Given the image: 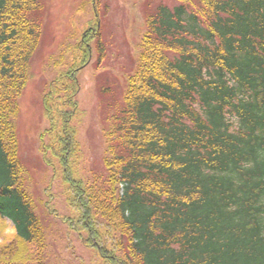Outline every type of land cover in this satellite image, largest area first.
I'll use <instances>...</instances> for the list:
<instances>
[{
	"label": "trees",
	"instance_id": "1",
	"mask_svg": "<svg viewBox=\"0 0 264 264\" xmlns=\"http://www.w3.org/2000/svg\"><path fill=\"white\" fill-rule=\"evenodd\" d=\"M89 1L94 18L70 44L72 67L43 99L44 135L58 137L42 145L43 161L53 165V149L61 163L70 229L100 264H264V0H147L124 81L99 74L116 78L98 83L105 172L85 178L71 125L79 73L107 56L101 0ZM47 4L0 0V214L15 222L0 264H46L16 119Z\"/></svg>",
	"mask_w": 264,
	"mask_h": 264
},
{
	"label": "rangeland",
	"instance_id": "2",
	"mask_svg": "<svg viewBox=\"0 0 264 264\" xmlns=\"http://www.w3.org/2000/svg\"><path fill=\"white\" fill-rule=\"evenodd\" d=\"M149 1L152 4L160 1L168 5L177 3V0ZM106 4L109 10L103 16L102 9ZM145 4H148L147 0H101L99 10L104 17L103 35L106 39L107 56L101 61V66L97 67L98 57L94 55L79 73L81 88L77 98L80 114L75 116L71 124L77 126L76 138L82 147V156L76 170L80 177L92 178L94 173L105 172V126L98 83L109 77L107 81L114 83L116 78L99 74L103 67L108 68L111 75L113 73L119 78L120 83L124 81L120 70H124L125 66V70L130 68V63H127L128 59L123 52L127 50L130 55L131 47L139 42L145 30ZM43 16V36L32 59L30 78L21 98V112L16 119L19 158L28 170L23 175V185L29 190L37 218L45 228V263L100 264L95 249L88 247L67 223L69 215L73 213L67 202L60 174L61 163L56 152L53 149L50 152L55 156H51L53 165L49 167L42 159L44 152L41 148L43 144H51V140L56 142L58 138L55 134L42 136L49 128V121L44 115L43 99L51 90L57 89L60 75L72 67L70 44L76 42L89 21L94 18L93 6L89 0H48ZM14 226L11 216L0 214V250L15 241ZM29 249L34 253L37 245L30 244ZM27 255L28 253L24 254Z\"/></svg>",
	"mask_w": 264,
	"mask_h": 264
}]
</instances>
